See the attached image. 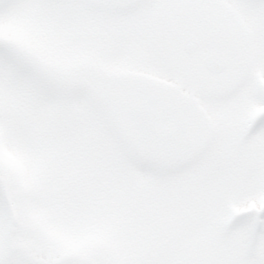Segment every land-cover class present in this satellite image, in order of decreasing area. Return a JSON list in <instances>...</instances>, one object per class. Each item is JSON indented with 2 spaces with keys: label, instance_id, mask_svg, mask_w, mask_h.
<instances>
[{
  "label": "snow or ice",
  "instance_id": "6c2138e0",
  "mask_svg": "<svg viewBox=\"0 0 264 264\" xmlns=\"http://www.w3.org/2000/svg\"><path fill=\"white\" fill-rule=\"evenodd\" d=\"M0 264H264V0H0Z\"/></svg>",
  "mask_w": 264,
  "mask_h": 264
}]
</instances>
